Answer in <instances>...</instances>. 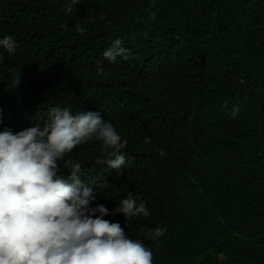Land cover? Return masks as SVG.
Masks as SVG:
<instances>
[{
    "label": "trees",
    "instance_id": "1",
    "mask_svg": "<svg viewBox=\"0 0 264 264\" xmlns=\"http://www.w3.org/2000/svg\"><path fill=\"white\" fill-rule=\"evenodd\" d=\"M67 2L0 0V38L17 43L0 48V131L43 126L53 106L99 111L126 141L120 173L97 164L112 151L97 139L65 159L109 211L129 193L146 204L104 218L153 264H264V0ZM116 38L132 55L113 63Z\"/></svg>",
    "mask_w": 264,
    "mask_h": 264
},
{
    "label": "clouds",
    "instance_id": "2",
    "mask_svg": "<svg viewBox=\"0 0 264 264\" xmlns=\"http://www.w3.org/2000/svg\"><path fill=\"white\" fill-rule=\"evenodd\" d=\"M81 0H68L65 11L72 12ZM155 19V14H151ZM83 34L85 29L77 26ZM0 48L14 55L17 43L12 36L0 38ZM130 49L121 38L114 39L103 52L110 62L128 59ZM102 71V69H98ZM19 81L17 79L16 83ZM240 105L232 106L236 117ZM90 139L102 141L106 151L97 164L116 169L126 164L121 151L126 141L99 111L73 114L67 107L53 106L43 126L36 124L15 133L0 131V264H153L152 250L126 234L119 221L104 217L122 214L149 215L144 202L131 193L111 211L96 203L94 184L81 179L82 165L67 153ZM163 154V153H161ZM63 161L69 175L59 174ZM165 229L156 227L149 236L156 240Z\"/></svg>",
    "mask_w": 264,
    "mask_h": 264
}]
</instances>
